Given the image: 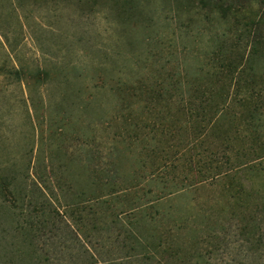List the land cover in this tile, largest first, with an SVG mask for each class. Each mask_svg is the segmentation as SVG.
Returning <instances> with one entry per match:
<instances>
[{
	"label": "rangeland",
	"instance_id": "rangeland-1",
	"mask_svg": "<svg viewBox=\"0 0 264 264\" xmlns=\"http://www.w3.org/2000/svg\"><path fill=\"white\" fill-rule=\"evenodd\" d=\"M199 6L0 0V264H264V92L218 105Z\"/></svg>",
	"mask_w": 264,
	"mask_h": 264
},
{
	"label": "trees",
	"instance_id": "trees-1",
	"mask_svg": "<svg viewBox=\"0 0 264 264\" xmlns=\"http://www.w3.org/2000/svg\"><path fill=\"white\" fill-rule=\"evenodd\" d=\"M200 2L201 6L195 11L197 18L190 17L191 21L212 24L218 21L221 27L224 28L222 31H217L218 28H215L216 32L210 36V40L215 42L212 43V46H216L212 51L207 52L208 55H211L210 57H213L212 60L215 68L214 72L216 77L212 79L213 82H211V84L212 86L219 84L223 87L220 88L221 90L218 89L216 94V96L220 98L218 105L220 106L221 104H226L231 101V93L229 89L234 85L235 87L238 86L240 89V91H238L240 95L239 99H237L235 103L241 104V108L248 107L252 101L249 100V97H245L247 93L251 96V94H257L259 91L262 93L264 92V73L260 76L257 75L259 78L258 80L255 76L256 72L252 71L253 68L251 67L256 60H264V13H260V11L256 12L254 10H246L245 6L242 7L232 0H200ZM210 30H212V28H210ZM197 34L199 37L202 36V33L198 32ZM204 36L206 37V35ZM233 36L236 40L235 44L229 46L230 50H228L226 44L228 42L230 44V40L233 39ZM235 47L238 49L235 50ZM229 54H233L235 57L233 58L232 55ZM248 63H250L249 66ZM226 68L228 72H224L226 73V76H224L223 70ZM250 69L251 72H247L250 71ZM235 74H238L239 78L233 83ZM244 75H247V77L253 75V77L248 80ZM167 77L170 85L172 82L175 86L181 83L178 80L175 81L171 75H167ZM152 79L148 78V80H144L143 77L130 81L120 80L121 84L127 89H130V91H136L154 88L155 82ZM166 83L167 81L162 80L156 84L160 86ZM242 93H244V96H241ZM157 95L160 98L163 97L161 91H158L156 93V96ZM213 95L214 94H212V96ZM125 108L129 109L130 106ZM145 108L148 109V106H145ZM248 118L250 120L256 119V117H253L252 115ZM181 192H184V189L178 188L173 192L170 191L169 196H177L180 195Z\"/></svg>",
	"mask_w": 264,
	"mask_h": 264
}]
</instances>
